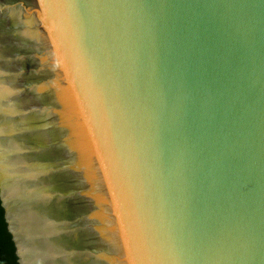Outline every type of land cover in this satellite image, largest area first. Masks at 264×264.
Here are the masks:
<instances>
[{
    "label": "water",
    "instance_id": "1",
    "mask_svg": "<svg viewBox=\"0 0 264 264\" xmlns=\"http://www.w3.org/2000/svg\"><path fill=\"white\" fill-rule=\"evenodd\" d=\"M0 205L19 264H264V0H0Z\"/></svg>",
    "mask_w": 264,
    "mask_h": 264
},
{
    "label": "trees",
    "instance_id": "2",
    "mask_svg": "<svg viewBox=\"0 0 264 264\" xmlns=\"http://www.w3.org/2000/svg\"><path fill=\"white\" fill-rule=\"evenodd\" d=\"M0 264H19L15 254L14 243L6 228L3 209L0 205Z\"/></svg>",
    "mask_w": 264,
    "mask_h": 264
}]
</instances>
